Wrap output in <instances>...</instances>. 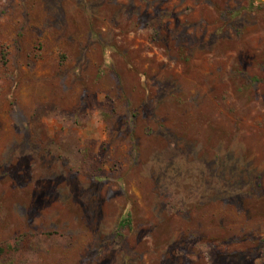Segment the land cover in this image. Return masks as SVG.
<instances>
[{
    "label": "rangeland",
    "instance_id": "obj_1",
    "mask_svg": "<svg viewBox=\"0 0 264 264\" xmlns=\"http://www.w3.org/2000/svg\"><path fill=\"white\" fill-rule=\"evenodd\" d=\"M0 248L264 264V1L0 0Z\"/></svg>",
    "mask_w": 264,
    "mask_h": 264
},
{
    "label": "trees",
    "instance_id": "obj_2",
    "mask_svg": "<svg viewBox=\"0 0 264 264\" xmlns=\"http://www.w3.org/2000/svg\"><path fill=\"white\" fill-rule=\"evenodd\" d=\"M130 221V219H129V217L128 216H125L124 218H123V220H122V222L125 224L126 222H129ZM0 251H2V249L0 248Z\"/></svg>",
    "mask_w": 264,
    "mask_h": 264
},
{
    "label": "water",
    "instance_id": "obj_3",
    "mask_svg": "<svg viewBox=\"0 0 264 264\" xmlns=\"http://www.w3.org/2000/svg\"><path fill=\"white\" fill-rule=\"evenodd\" d=\"M264 1V0H263Z\"/></svg>",
    "mask_w": 264,
    "mask_h": 264
}]
</instances>
